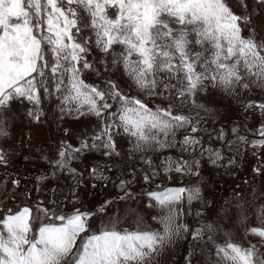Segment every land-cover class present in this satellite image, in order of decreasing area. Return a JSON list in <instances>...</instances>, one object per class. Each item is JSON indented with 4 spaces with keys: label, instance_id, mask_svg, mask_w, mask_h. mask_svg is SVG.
<instances>
[{
    "label": "snow or ice",
    "instance_id": "6c2138e0",
    "mask_svg": "<svg viewBox=\"0 0 264 264\" xmlns=\"http://www.w3.org/2000/svg\"><path fill=\"white\" fill-rule=\"evenodd\" d=\"M254 2L264 8V0ZM241 4L247 9L244 0ZM81 9L90 18L88 24H83ZM257 11L237 15L227 0H0V110L12 101H27L34 106L29 116L39 120L42 98L59 93L62 112L100 117L101 131L93 141L101 143L82 141L79 148L62 147L56 161L60 169L68 167L74 153L88 148L103 147L110 150L105 156L119 155L113 139L116 129L133 137L136 148L150 142L160 144L161 133L166 137L174 129L192 124L190 117L174 115L172 105L152 110L141 99L122 92L112 80L104 88L86 83L82 73L95 70V65L88 59L92 40H79L81 32L90 28L96 48L104 56L111 55L114 66L122 65L142 91L163 95L155 89L158 80L163 82L159 74L167 73L176 83L164 84V89L169 94L174 89L183 101L206 91L208 84L234 91L238 86L248 89V79L254 78L253 84L264 86V41L242 35L245 29L255 31L250 25ZM114 46H122V50L117 52ZM114 104L115 111H108ZM246 107L264 113V102L249 101ZM6 134L0 126V135ZM260 134L264 135V126ZM183 143L198 141L185 136ZM257 143L264 145V140ZM216 156L219 158L218 153ZM6 163L0 150V164ZM69 170L76 173L74 168ZM182 170L181 165L175 167V171ZM91 174L106 179L99 167ZM185 193L191 202L198 198L199 189L147 193L164 210L163 216L153 217L163 225L162 232L140 227L142 221L135 230L120 229L118 218L93 232L88 224L90 213L79 209L65 215L37 208L51 219L34 227L39 216L32 209L9 210L0 218V264H152L174 236L188 230L175 222V205ZM260 218L264 221V213ZM206 227L212 230V225ZM249 231L264 238V224ZM202 236V229L193 233L194 239ZM216 254L217 264H264V254L255 245L244 248L231 239L217 244Z\"/></svg>",
    "mask_w": 264,
    "mask_h": 264
},
{
    "label": "rangeland",
    "instance_id": "374dc122",
    "mask_svg": "<svg viewBox=\"0 0 264 264\" xmlns=\"http://www.w3.org/2000/svg\"><path fill=\"white\" fill-rule=\"evenodd\" d=\"M227 3L237 15L258 9L250 25L255 31L245 29L242 35L264 41V8H259L254 0H244L247 9L241 0ZM80 14L83 24H88V14L82 9ZM85 37L92 40L88 59L95 65V70L82 73L86 83L104 88L106 81H115L122 92L141 99L150 109L172 105L174 115H187L193 123L174 129L166 137L161 133L160 144L150 142L140 148L135 147L133 137L116 129L113 139L119 155L105 156L104 152L110 150L103 147L88 148L74 153L68 167L60 169L56 161L62 147L79 148L82 141L101 143L93 141L101 131V118L62 112L59 93L42 98L43 114L39 120L28 114L34 107L32 104L12 101L7 109L0 110V126L7 133L0 135V150L7 159L6 164H0V218L8 215L9 210L16 213L28 207L39 216L34 222V227H38L51 217L45 218L37 208L65 215L79 209L90 213L88 224L93 232L113 218H118L120 229L135 230L138 221H142L140 227L162 232L163 225L153 217L163 216L164 210L147 193L198 188V198L189 202L185 193L175 205L178 212L175 222L186 225L188 230L174 236L152 264H217L216 245L226 239L244 248L255 245L264 254V238L249 231L264 224L260 218L264 213V145L257 143L264 140L260 134L264 113L246 107L249 101L264 102V86L253 84L254 78L248 79V89L238 86L234 91L208 84L206 91L182 101L174 89L171 94L164 89V84L176 81L168 79L167 73H160L163 82L158 80L155 92L163 95H150L135 85L122 65L112 64L111 55L104 56L96 48L90 28L84 29L78 39ZM114 47L117 52L122 50V46ZM115 107L114 104L108 111H115ZM193 126L195 132L191 131ZM185 136L195 138L198 143L184 144ZM177 165L183 170L175 171ZM94 167H99L106 179L94 178L91 174ZM72 168L75 174L69 170ZM145 176L149 179L145 180ZM207 225H212L211 231ZM196 229H202V238H193Z\"/></svg>",
    "mask_w": 264,
    "mask_h": 264
},
{
    "label": "crops",
    "instance_id": "0c3cea01",
    "mask_svg": "<svg viewBox=\"0 0 264 264\" xmlns=\"http://www.w3.org/2000/svg\"><path fill=\"white\" fill-rule=\"evenodd\" d=\"M57 193H60V191H57ZM61 194V193H60Z\"/></svg>",
    "mask_w": 264,
    "mask_h": 264
}]
</instances>
